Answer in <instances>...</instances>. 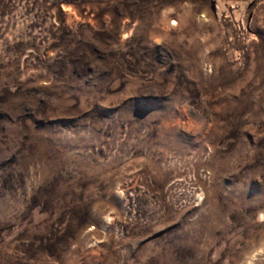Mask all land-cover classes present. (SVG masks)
<instances>
[{"label": "rangeland", "instance_id": "obj_1", "mask_svg": "<svg viewBox=\"0 0 264 264\" xmlns=\"http://www.w3.org/2000/svg\"><path fill=\"white\" fill-rule=\"evenodd\" d=\"M260 210L264 0H0V264H243Z\"/></svg>", "mask_w": 264, "mask_h": 264}, {"label": "clouds", "instance_id": "obj_2", "mask_svg": "<svg viewBox=\"0 0 264 264\" xmlns=\"http://www.w3.org/2000/svg\"><path fill=\"white\" fill-rule=\"evenodd\" d=\"M256 219L259 223L264 224V210H260L256 214ZM264 256V239L245 256L243 264H259V257Z\"/></svg>", "mask_w": 264, "mask_h": 264}]
</instances>
